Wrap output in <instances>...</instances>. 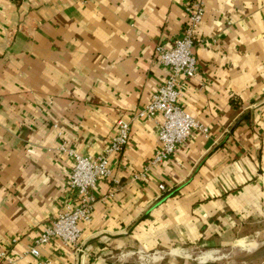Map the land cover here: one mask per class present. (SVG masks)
<instances>
[{
  "label": "crops",
  "instance_id": "crops-1",
  "mask_svg": "<svg viewBox=\"0 0 264 264\" xmlns=\"http://www.w3.org/2000/svg\"><path fill=\"white\" fill-rule=\"evenodd\" d=\"M188 1L0 0V246L12 264H34L28 246L70 196L60 143L95 155L148 102L166 75L154 48L180 35ZM204 1L181 103L208 134L193 130L147 169L160 118L134 121L110 157L119 183L99 181L76 246L40 248L51 264H180L162 254L264 247V0ZM158 184L173 191L160 198Z\"/></svg>",
  "mask_w": 264,
  "mask_h": 264
},
{
  "label": "built area",
  "instance_id": "built-area-1",
  "mask_svg": "<svg viewBox=\"0 0 264 264\" xmlns=\"http://www.w3.org/2000/svg\"><path fill=\"white\" fill-rule=\"evenodd\" d=\"M204 4V0H189L185 5L186 20L180 35L169 46H155V58L166 69L164 79L148 102L131 113L129 120L119 118L116 121L115 133L101 152L83 155L64 143L58 146V150L67 153L73 161L67 179L70 196L65 199L56 217L43 226L28 246L26 253L34 259V264H51L49 258L41 255L40 248L53 240H59L66 246L77 245L81 236L79 223L91 220L99 181L110 179L114 184L119 183L114 177L110 157L125 148L134 121L160 118L156 120L158 147L148 161L147 169L165 162L175 147L186 141L193 130L208 134L207 128L188 113L181 103L188 81L198 70L194 56L197 43L195 32L204 17ZM157 187L161 191L167 190L163 184ZM15 241L16 238L10 239V243ZM15 261L10 257L9 248L0 246V264H12Z\"/></svg>",
  "mask_w": 264,
  "mask_h": 264
},
{
  "label": "rangeland",
  "instance_id": "rangeland-1",
  "mask_svg": "<svg viewBox=\"0 0 264 264\" xmlns=\"http://www.w3.org/2000/svg\"><path fill=\"white\" fill-rule=\"evenodd\" d=\"M206 248L202 247H193V248H176V251L173 253H169L166 251L162 255L164 256V260H167V262L178 261L180 264H224L226 261L233 260L234 264H264V259L262 260V257H260L259 260H250L249 262L246 261L247 257H250L249 255H246V249L242 248L240 250H231L230 248H221L219 249L216 254L213 256H207L198 258V256L205 250ZM181 250L185 251L184 256L181 253ZM180 251V252H178ZM160 255V254H159ZM139 255H135L133 257L134 264H140L141 260L139 258ZM262 260V261H261ZM154 261V259H153ZM149 262H152L150 260ZM157 262V261H155ZM153 262V264L155 263Z\"/></svg>",
  "mask_w": 264,
  "mask_h": 264
},
{
  "label": "trees",
  "instance_id": "trees-1",
  "mask_svg": "<svg viewBox=\"0 0 264 264\" xmlns=\"http://www.w3.org/2000/svg\"><path fill=\"white\" fill-rule=\"evenodd\" d=\"M249 110H246V120L249 121V116H250V113L248 112ZM239 121H236V123L232 126V129L233 127L237 126L239 124ZM173 191V189H170V190H165L164 192H162V195H160V198L168 195L169 193H171ZM260 257L264 258V247H261L257 253L254 255V256H250V257H247L246 258V261L249 262V260H252L253 258H256V259H260Z\"/></svg>",
  "mask_w": 264,
  "mask_h": 264
},
{
  "label": "bare ground",
  "instance_id": "bare-ground-1",
  "mask_svg": "<svg viewBox=\"0 0 264 264\" xmlns=\"http://www.w3.org/2000/svg\"><path fill=\"white\" fill-rule=\"evenodd\" d=\"M213 255H217L215 252H211V251H206V252H202L198 258H202V257H207V256H213Z\"/></svg>",
  "mask_w": 264,
  "mask_h": 264
}]
</instances>
